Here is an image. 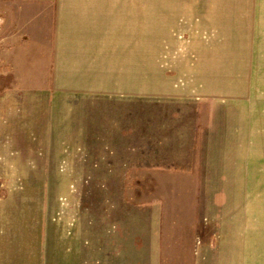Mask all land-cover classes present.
Masks as SVG:
<instances>
[{
    "label": "rangeland",
    "instance_id": "obj_1",
    "mask_svg": "<svg viewBox=\"0 0 264 264\" xmlns=\"http://www.w3.org/2000/svg\"><path fill=\"white\" fill-rule=\"evenodd\" d=\"M62 1L0 0V264H59L63 219L118 201L163 207L151 263H204L226 215L247 239L264 223V0H101L103 48L55 66ZM258 234L244 264H264Z\"/></svg>",
    "mask_w": 264,
    "mask_h": 264
},
{
    "label": "crops",
    "instance_id": "obj_2",
    "mask_svg": "<svg viewBox=\"0 0 264 264\" xmlns=\"http://www.w3.org/2000/svg\"><path fill=\"white\" fill-rule=\"evenodd\" d=\"M78 1H90L93 4L85 6L80 3H75ZM100 1L101 0L62 1L61 18L63 19H61L62 24L59 25L62 26L60 27L61 29H59V31L62 32V36L59 38L57 47L60 51L56 54L55 61L53 60L55 66L80 65L79 63L81 62L79 59L83 56L80 55L81 52L78 54H76V52L83 49L93 51L103 48L102 42L97 36V30H95L94 27L97 28L99 16L102 15V13L108 12L107 9H110L111 6L105 5L104 7H106V9H103V6L96 4ZM67 2L74 3L69 5ZM102 20L106 23L109 20V24H112L114 21L113 25H116L115 18L112 19V17L110 18L109 16L105 18L104 16ZM69 25H72V29L67 28ZM240 26L241 21H239V27ZM234 31H236L235 33L238 35H241V31H238V25H236ZM107 42L108 41L105 43V47L109 46V48L112 49V44H114V49H117V43H115V41L111 44ZM239 42L240 45H238V49L241 50V41ZM96 43H98V45H95ZM227 44H232V42ZM232 47L231 45L223 49L229 52ZM91 55L92 54L87 55L86 60L89 56L92 64V62H94L92 58L95 57ZM67 56L72 57V59L69 61L65 58ZM226 56L228 57L227 54ZM237 56H235V54H229L230 58H236ZM101 64L102 62L100 60L98 65ZM124 135L126 136V134ZM145 145L146 144L143 145L142 143L143 147ZM146 154V151L143 152V154L141 153L142 158L144 157L146 159ZM128 155L130 154L128 153ZM144 158L143 160H145ZM110 190L112 193L118 191V189ZM258 208L259 207L256 209ZM92 210H94V213L101 211L97 216H91L93 217L92 221H88V218L84 217L85 214L83 212L76 218L74 215L73 220H71V217L63 219L61 245L56 247L54 251L55 260L59 259V264H155L154 262L151 263V260L145 259H151V257L156 259L158 256V242L159 236L161 235L159 226L162 225V218L165 214L160 203L146 202L141 204L131 201H118L109 208H107L105 204H102L99 208L96 207ZM104 210L106 211L105 213H103ZM107 212H109V219L106 220L107 218H104L103 222L102 215H108ZM260 214L261 216L264 215V213ZM257 215H259V213ZM237 216L238 223L233 225L230 224L233 218H230L229 215H226V218H220L219 221L221 226L228 236H222L220 234V240L223 237L221 243L218 242L220 248H217V253L214 251L215 253L208 256L202 264H242L243 259L245 260V258L251 256V246H249L250 244L246 246L245 242L248 241L251 243L252 238L253 241L260 242L259 239L257 240V237L260 235L258 231L260 233V231L264 230V223L258 227H248L247 230L251 232L245 235L247 239H242L243 245L241 246V213H238ZM113 225L116 227L115 229L111 227ZM251 234L252 236H250ZM224 237L227 238L225 239ZM241 248L243 250H241ZM259 257L263 259V250ZM141 258L142 260H138ZM56 264H58V261H56ZM254 264L261 263L254 262Z\"/></svg>",
    "mask_w": 264,
    "mask_h": 264
}]
</instances>
